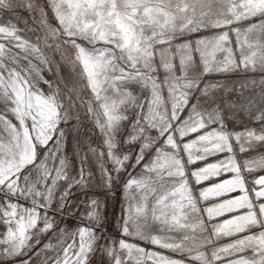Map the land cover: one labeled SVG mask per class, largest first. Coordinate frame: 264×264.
<instances>
[{
	"label": "snow or ice",
	"instance_id": "snow-or-ice-1",
	"mask_svg": "<svg viewBox=\"0 0 264 264\" xmlns=\"http://www.w3.org/2000/svg\"><path fill=\"white\" fill-rule=\"evenodd\" d=\"M220 4L215 18L205 19L204 12L196 20V7L187 0H47L57 27L35 42L15 24L0 23V264H33L34 256H44L43 264H94L97 254L108 264H264V175L248 178L264 171V157L236 159L237 152L264 146V108L226 101L236 89L208 82L212 74L264 71V0ZM17 6L38 11L46 23L45 7L34 0ZM12 7L13 0H0V10ZM242 23L246 27L237 26ZM208 29L219 31L199 36ZM248 33L257 34L255 46L241 39ZM52 36L74 49L71 64L82 68L90 92L81 103L103 145L90 151L111 164H100L96 184L86 156L74 152V168L65 152L63 125L73 119L78 124L79 117L69 114L63 91L43 75L53 68L41 40L50 47ZM225 108L233 115L247 111L257 127L230 132ZM210 157L214 162H207ZM137 167L141 178L123 186L129 201L137 200L135 211L129 203L119 232L108 236L103 205L89 192L110 191ZM214 178L219 182L203 186ZM73 189L82 198L73 200ZM212 198L220 202L199 206ZM66 216L81 224L62 227ZM195 230L209 235L197 242ZM130 237L181 258L146 251ZM224 237L236 238L218 244ZM188 242L211 252L193 256Z\"/></svg>",
	"mask_w": 264,
	"mask_h": 264
},
{
	"label": "rangeland",
	"instance_id": "rangeland-1",
	"mask_svg": "<svg viewBox=\"0 0 264 264\" xmlns=\"http://www.w3.org/2000/svg\"><path fill=\"white\" fill-rule=\"evenodd\" d=\"M26 2V0H25ZM155 2V0H153ZM189 4H194L196 7L195 16L193 19L199 20L201 19V13L207 12L208 16L205 19H213L215 18L217 10L221 7L220 0H187ZM21 3V0H13V7L11 9H2L0 10V23H8L11 22L15 24L19 29L24 30L22 35L25 38L32 40V42L36 41V37L43 38L46 30L50 28L57 27V21L55 20L51 8L47 5V0H34V3H38L45 7L47 11L46 23L41 25V14L38 11H32L25 7H18ZM211 9V11H209ZM189 15L192 16L191 11ZM238 27L244 28L246 24L237 25ZM219 30L208 29L206 31H202L199 36L209 37L216 35ZM199 38L196 35H192L191 39L195 40ZM234 39V35L230 37ZM241 39H247L249 43H252L255 46L257 34L256 33H248L246 36L242 34ZM179 41H175L174 43H178ZM44 41L41 40V48L42 51L46 54L48 59L52 61L53 68L52 72L45 71L43 73L46 79L53 81L54 86H59L63 91V103L65 107L69 110L70 115H76L79 117V123L77 124L76 120L73 119L68 124L63 125L66 132V148L65 152L68 155L70 162L73 164L74 168L79 165V160L76 156L73 155L74 152L79 151L81 155L86 156V167L91 170L95 179L93 181L94 184L100 181V172L99 167L100 164L103 163L108 167H111L110 162H108L107 157H103L101 159H97L96 155H94L90 148H96L97 151L103 150L102 138L99 133V129H97L90 119L89 113L86 111L84 104L81 103L82 100H87L90 96L89 90L85 87V79L82 76V68L80 66L73 67L71 64V60L74 57V49L69 45L63 42L62 37H49L47 40V44L50 47H43ZM160 47H166V45H160ZM253 50L259 52V49L254 47ZM247 51V47H246ZM163 70L160 72V77L163 78ZM255 81V83H253ZM264 71L257 69L256 71L249 72H237V73H224V74H212L208 77V82L210 83H223L226 84L229 88H235L236 91L231 94H226L224 99L226 101H233L237 104L248 105L249 102L254 106L252 108L255 111L257 108H264ZM246 84L247 87L241 89V85ZM45 90H47L46 85H41ZM71 94V95H70ZM131 115V113H128ZM224 117L225 123L228 126V130L230 132H242L245 128H256L257 124L255 121H252L249 118L248 112H238L236 115H233V111L231 109H224ZM247 146V145H245ZM123 151H129L131 148L130 145H121ZM261 157H264V146L255 145V150L250 151L248 153H236V159L238 162L243 163L246 159L259 160ZM215 158H209L207 162H214ZM197 166H203L202 163H198ZM188 170L192 169L191 165H188ZM142 169L137 167L135 169H128V172L121 176L120 181L110 190L106 191L101 187H95L90 192L89 195L95 194L98 197L103 205L102 214L106 217V223L104 225L105 229H107L106 234L108 236H114V234L119 232V222L121 219L122 213L128 208L129 203L133 205V212L135 211V205L137 203L136 199H132L129 201L128 196L129 193L124 191V183L132 178H141ZM264 175V171H259L257 169L256 172H253L249 179H254L257 175ZM223 178H230L228 174H225ZM219 182L217 178L209 182L204 183V187L209 186L211 183ZM192 190L194 194H198L199 188L192 183ZM134 196H138V190L135 188L130 190ZM74 195L72 197L73 200L78 198H82L81 193L76 189H73ZM220 202L219 198H212L210 201H200V207H206L211 203ZM59 220L60 218L57 217ZM192 221L195 220L194 217L191 218ZM81 224V221L78 217L69 218L65 217L64 220L61 221L62 227H67L72 230ZM3 229H0L2 231ZM153 235L159 234L157 231H152ZM189 234H192L190 231ZM172 235H176L172 233ZM195 238L197 242L202 241L205 236H208V232L201 233L199 230H195ZM119 238L118 236L116 237ZM236 237H224L218 244L230 243ZM130 243L139 244L141 247H144L146 251H165L156 246L149 244L147 241H140L135 237L126 238ZM48 241V237H44L42 243ZM52 243H56V239H52ZM188 246L192 248L191 255H196L198 252H206L210 254L211 248L207 245L203 247H196L191 242H188ZM166 255H171L172 258L179 259L181 258V254H173L165 251ZM250 254V253H249ZM48 256L53 255L52 251L47 252ZM186 259V257H185ZM44 256L39 258L33 257V264H43ZM94 264H108V258L105 256L103 258L100 257L99 254L94 257ZM129 264H135L134 261H129ZM151 264V262H149ZM186 264H188L186 259ZM191 264H202L201 261H193Z\"/></svg>",
	"mask_w": 264,
	"mask_h": 264
}]
</instances>
